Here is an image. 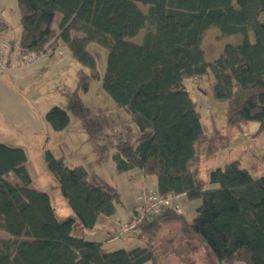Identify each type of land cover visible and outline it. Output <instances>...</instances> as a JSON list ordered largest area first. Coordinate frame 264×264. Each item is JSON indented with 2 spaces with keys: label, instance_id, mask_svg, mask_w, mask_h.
<instances>
[{
  "label": "trees",
  "instance_id": "1",
  "mask_svg": "<svg viewBox=\"0 0 264 264\" xmlns=\"http://www.w3.org/2000/svg\"><path fill=\"white\" fill-rule=\"evenodd\" d=\"M16 2L20 56L51 54L61 42L83 67L77 72V88L68 97L67 109L55 105L44 114L50 127L64 130L71 112L90 139L104 134L109 125L105 113L93 111L80 97L100 76L88 45L102 46L107 50L102 87L130 115L138 131L133 142L117 141L116 170L136 168L154 175L161 196L171 193L200 199L187 229L201 238L218 262L264 264V172L254 176L239 160H231L224 167L209 168L205 179L195 178L201 157H213L227 146L230 135L216 126L205 131L186 83L209 73L213 98L225 103L226 126L241 129L256 121L259 126L253 135L264 130V0ZM139 4L147 7L146 12ZM57 14L60 19L54 27ZM211 27L223 35H239L240 41L227 44L217 59L207 62L201 38ZM142 29V41H132ZM14 48L10 45V50ZM98 148L100 153L105 150ZM44 160L73 214L58 219L49 195L30 187L25 150L0 142V230L9 236L0 238V264H145L154 260L148 244L107 251L101 242L74 236L76 219L93 228L99 215L115 213L120 194L84 166L69 167L63 156L50 150H45ZM10 173L17 182L8 179ZM176 212L173 204L161 209L150 221L137 224L135 233L156 227L159 217L176 218Z\"/></svg>",
  "mask_w": 264,
  "mask_h": 264
},
{
  "label": "rangeland",
  "instance_id": "2",
  "mask_svg": "<svg viewBox=\"0 0 264 264\" xmlns=\"http://www.w3.org/2000/svg\"><path fill=\"white\" fill-rule=\"evenodd\" d=\"M139 6L146 12L147 7L142 4ZM18 17L19 9L16 0H0V19H4L9 24L12 36L15 32L18 34L20 29L19 25L16 24ZM59 19L60 15L57 14L53 22L54 27L58 25ZM144 34L145 30L142 29L131 40L140 43ZM250 39L251 41L254 39L252 33H250ZM9 41H11L10 38ZM239 41V35H223L216 27L208 28L201 38L205 61H214L221 55L227 44L235 45ZM2 47L5 48L2 54L5 68L1 69L0 72H5L10 68L5 61V54L10 51V45L8 42L1 41L0 49ZM88 49L96 58L100 76L99 79L91 81L86 92H80V97L83 103L93 111L101 109L105 113L109 125L104 134L92 140L84 131L80 120L71 112H69V124L64 130L55 131L49 124L42 122L39 136L35 141L28 143L27 140H23L20 142L23 145L16 146L23 148L26 152V167L31 178L30 187L49 195L58 219L72 215V210L57 187V180L48 171L44 160L45 150H50L55 156L64 155L65 163L69 167L82 165L89 170L90 175H95L114 186L119 192L121 200V203L116 205L117 216H113V223L108 220L102 226L101 221H99L93 228H86L76 219L72 228L74 236L101 242L107 251L148 244L154 252V260L145 264H153V262L154 264H228L218 262L201 238L191 234L187 229V224L192 222L195 210L201 203L200 199H188L186 196L173 195L170 202L176 208V218L170 217L164 220L163 217H159L156 219L158 221H155L156 227L148 230L141 228L139 235L135 233L136 229L125 235H121L115 230L117 220L124 221L131 214H136L137 209H142L138 200L139 193L155 187H149L150 182L140 183L138 180L134 182L129 173L118 172L115 168L113 154L117 141L121 139L133 142L138 136V131L130 115L118 108L102 87L107 50L96 43H90ZM66 50L67 48H64L63 57H59L58 54L55 55L56 60L65 58L63 62L48 66L43 73L36 71L37 77L32 76L31 82L27 84L20 85L15 80H11L12 75H8L12 85L24 89L21 91L35 105L36 111L41 115H44L48 109L55 105L67 109L68 97L77 88V69L81 68L82 65L71 57L72 55L67 54ZM45 53L47 55L41 56L40 59L30 65L22 63L23 54L20 56V64L22 67L32 68L35 63L50 58L51 54ZM209 75L207 73L202 77L187 80V88L190 97L197 102L198 109L201 111V123L205 131L209 132L216 126L222 133L230 135V141L226 147L219 148L213 157H201L194 170L195 178L205 179L209 168L224 167L231 160H239L241 165L248 168L254 176L262 175L264 172V130L257 135H252L245 129L246 124L241 129L227 127L224 116L225 103L218 102L213 98L208 86ZM198 85L201 87L199 88ZM0 118H3L2 114H0ZM249 129L254 130V127H249ZM0 142L15 146L13 143L16 140L10 134L0 133ZM98 145L105 147L102 153H100ZM8 179L17 182L13 173L9 174ZM144 184L147 186L141 188ZM133 207L136 209L125 218L126 211ZM154 214L147 216L148 218L145 217L141 222L146 219V221H150ZM109 235L111 236L109 237ZM0 238L7 239L9 236L5 231L0 230ZM233 264L245 263L235 261Z\"/></svg>",
  "mask_w": 264,
  "mask_h": 264
},
{
  "label": "crops",
  "instance_id": "3",
  "mask_svg": "<svg viewBox=\"0 0 264 264\" xmlns=\"http://www.w3.org/2000/svg\"><path fill=\"white\" fill-rule=\"evenodd\" d=\"M20 18L16 20V24L19 25ZM56 27V26H55ZM20 33V29L18 30V34L12 36L9 30V24L4 20L0 19V42H8L9 45H14L15 48L11 49L5 54V61L8 66H10L9 70L5 72H0V114L3 115V118H0V133L10 134L16 142L13 144L15 146L23 145L20 142L23 140H27L28 143L35 141L39 129L42 127L43 124L46 122L44 119V115L39 114L36 111V107L32 104L27 97H25L24 93L19 89L16 85H12L11 81H9L8 75H12L11 80H15L18 84H27L31 82V77H37L36 71L41 73L45 72L47 67L53 64L61 63L65 60L62 58L60 60H56V54L59 57L64 56V48H67L61 42L58 43L57 48L51 53V56L48 60L37 62L33 65L32 68L22 67L20 64V55L16 49L18 36ZM9 38L11 41H9ZM68 50V49H67ZM66 50V53L71 56L70 51ZM72 57V56H71ZM72 63V62H71ZM81 68H83L81 66ZM80 68L77 69V72ZM13 78V79H12ZM209 84L212 83V77L209 75ZM190 78L189 80H191ZM200 82V81H199ZM201 87V86H200ZM19 91H18V89ZM24 90V89H22ZM47 123V122H46ZM48 124V123H47ZM259 123L256 121H249L246 123L245 129L248 130L249 134H254L258 128ZM249 127H254V130H250ZM63 156L64 155H60ZM65 161V157H64ZM88 173L90 174L89 170L87 169ZM129 173L131 179L136 182H150L151 185L149 187H156L157 180L154 175H144L141 170L139 169H130L125 171ZM147 185H142L141 188L146 187ZM140 188V189H141ZM177 196H185L184 194H179ZM136 209L135 207L130 208L126 211V217H128L131 211ZM113 216H117V208L115 213L110 216L99 215L96 224L101 221L102 226L105 224V221H113ZM113 223V222H112ZM95 224V225H96ZM114 226V225H113ZM112 227V225H111ZM111 235H109L110 237Z\"/></svg>",
  "mask_w": 264,
  "mask_h": 264
},
{
  "label": "built area",
  "instance_id": "4",
  "mask_svg": "<svg viewBox=\"0 0 264 264\" xmlns=\"http://www.w3.org/2000/svg\"><path fill=\"white\" fill-rule=\"evenodd\" d=\"M3 47H6V45H3ZM3 47L0 49V70L5 68L2 61L3 50H5ZM45 55H47L45 52H29L22 56V63L24 65H30L36 60L40 59L41 56L44 57ZM172 198L173 194L171 193L167 194L166 196H161L157 192L156 188H149L148 190L139 193L138 200L141 203L142 209H137L136 214H131L129 218L124 221L117 220L115 230H117L121 235L133 232L137 224L140 223L142 219L147 216H151L153 213L156 214L161 209L171 205L170 200Z\"/></svg>",
  "mask_w": 264,
  "mask_h": 264
}]
</instances>
